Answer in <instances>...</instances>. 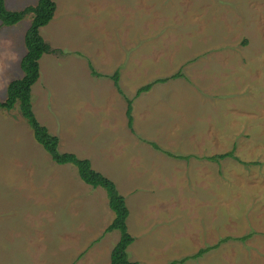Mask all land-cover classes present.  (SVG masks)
I'll return each mask as SVG.
<instances>
[{
  "label": "rangeland",
  "instance_id": "1",
  "mask_svg": "<svg viewBox=\"0 0 264 264\" xmlns=\"http://www.w3.org/2000/svg\"><path fill=\"white\" fill-rule=\"evenodd\" d=\"M53 1L32 109L60 151L124 196L129 260L167 264L217 244L176 264H264V0ZM30 21L0 23V101L23 74ZM113 217L104 189L55 163L18 103L0 109V264H110Z\"/></svg>",
  "mask_w": 264,
  "mask_h": 264
},
{
  "label": "trees",
  "instance_id": "2",
  "mask_svg": "<svg viewBox=\"0 0 264 264\" xmlns=\"http://www.w3.org/2000/svg\"><path fill=\"white\" fill-rule=\"evenodd\" d=\"M55 3L53 0H37L35 5H28L20 10H9L5 7L4 0H0V23L3 25H13L19 22L26 14H31V21L26 29L23 42L25 53L20 59V68L22 76L11 80L6 86V97L0 101V109L11 110L18 103L21 116L25 119L31 128L34 139L43 147L50 158L57 164H71L76 167L79 178L92 187H101L104 189L108 205L114 213L112 221L105 228L106 232L112 230L119 231V238L110 252V264H140L131 261L128 258L127 248L133 242V236L127 229V217L129 209L124 196L119 192L113 180L92 167L88 158H80L73 152L60 151L58 148L59 139L56 135L51 134L47 127L42 125L36 118L31 104V87L39 77V59L43 54L51 52L50 45L40 34V28L45 26L53 18ZM182 75L180 71L173 73L169 77L157 78L151 82L141 85L136 90V95L148 91L155 82H164L167 79L175 78ZM116 89L122 93L118 80L119 72L115 70L111 75ZM126 117L128 124L132 123V106L131 99H127ZM153 146L157 147L155 144ZM226 156H233V152L216 154L212 158L221 159ZM179 157V156H177ZM181 157V156H180ZM179 157V158H180ZM249 235L241 237L244 239ZM226 240V239H225ZM216 245L205 247L196 253L183 257L178 260H172L167 264H176L201 256Z\"/></svg>",
  "mask_w": 264,
  "mask_h": 264
},
{
  "label": "crops",
  "instance_id": "3",
  "mask_svg": "<svg viewBox=\"0 0 264 264\" xmlns=\"http://www.w3.org/2000/svg\"><path fill=\"white\" fill-rule=\"evenodd\" d=\"M40 31V30H39ZM42 36V35H41ZM45 40V39H44ZM164 82H167V80L166 81H164ZM118 84H119V80H118ZM120 87V86H119ZM121 89V88H120ZM120 192V191H119Z\"/></svg>",
  "mask_w": 264,
  "mask_h": 264
}]
</instances>
